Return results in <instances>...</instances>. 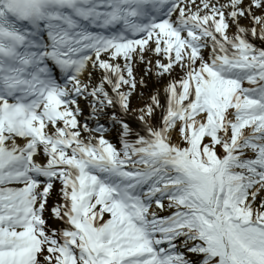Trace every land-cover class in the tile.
Instances as JSON below:
<instances>
[{
  "label": "snow or ice",
  "instance_id": "snow-or-ice-1",
  "mask_svg": "<svg viewBox=\"0 0 264 264\" xmlns=\"http://www.w3.org/2000/svg\"><path fill=\"white\" fill-rule=\"evenodd\" d=\"M249 35L264 41V0H0V264H264V48ZM148 53L146 73L181 75L166 105L131 109L141 134L125 116ZM89 97L94 127L78 120Z\"/></svg>",
  "mask_w": 264,
  "mask_h": 264
},
{
  "label": "bare ground",
  "instance_id": "bare-ground-1",
  "mask_svg": "<svg viewBox=\"0 0 264 264\" xmlns=\"http://www.w3.org/2000/svg\"><path fill=\"white\" fill-rule=\"evenodd\" d=\"M241 25L245 26V27H251V22L247 21L246 19H242L240 21ZM257 39L258 36H257ZM260 40V39H259ZM103 59H108L107 56H103L102 57ZM148 58H151L153 60V65H154V62H155V59L157 57H155L154 54L152 53H148L146 55V60L145 62H140L139 59L137 58L134 63H133V75L135 76L136 80H137V87L135 89V91L133 92V95H132V98L134 100H140L143 96V93L144 91L146 90L147 87H156L159 83L163 82L165 79H166V76L161 78V77H158L155 75V68L153 67V71L152 72H148L146 73L145 69L147 67V59ZM118 63H121L123 64V60L120 59L118 61H116ZM91 72V77L89 78L88 76V72ZM102 75H103V72L102 70L96 68V69H93L91 67V64L88 65V70L85 71V73L82 74V76L80 77L82 81L84 82H90L91 84H96L98 83L101 78H102ZM143 78L144 80V84L141 85L139 82H140V78ZM110 87L106 86V90L109 91ZM160 93V97H161V101L163 102L164 100V94L159 91ZM90 101H91V97H89L88 99H84V98H79L78 99V103H79V106L82 110V113L81 115L78 117L79 118V121L81 123V125H83L84 123H87L90 127H94L95 126V122L94 120L92 119V115H91V111H90ZM110 110V109H108ZM133 116H129L128 114L125 116V118L128 119L129 123L133 124L135 121H137L138 118L135 119V116L136 115H139V112H132L131 113ZM105 119H101L100 122H104ZM108 122V121H107ZM110 123V122H109ZM116 133H117V128L116 127H113L111 125V129L108 130L107 133H105V137L108 139V140H111V139H115L116 137Z\"/></svg>",
  "mask_w": 264,
  "mask_h": 264
},
{
  "label": "rangeland",
  "instance_id": "rangeland-1",
  "mask_svg": "<svg viewBox=\"0 0 264 264\" xmlns=\"http://www.w3.org/2000/svg\"><path fill=\"white\" fill-rule=\"evenodd\" d=\"M247 21H249V22H251L250 20H248V19H246ZM234 31V30H233ZM174 75V76H173ZM180 73H179V71L177 72V74H172V76L170 77V76H166V79L163 81V82H161V83H159L156 87H147L146 88V90L144 91V93H143V96H142V98L140 99V100H134L132 97H131V102H130V109H139V108H141V107H143L145 104H147V103H149L150 101H149V97H150V95L151 94H155V93H159V91H163V89H164V84L168 81V79H170V78H176V77H180ZM142 78V77H141ZM140 78V79H141ZM143 79V78H142ZM156 111H157V109H156ZM156 111H155V115H154V118H156ZM140 114V113H139ZM137 116H139V115H137ZM153 118V119H154ZM178 123V125H179V122H177ZM168 135H169V137H170V139L173 141V142H175V143H177V144H180V146L181 147H183V146H185L184 145V142L182 141V139H181V136H180V133H179V131L178 130H170L169 131V133H168ZM116 147H117V145H115ZM222 151H220V153H221ZM264 191V189H262L261 191H260V193H259V195H258V197L257 198H259L260 196H261V194H262V192ZM58 196V194H57V191H56V188H54L53 189V191H52V193H51V195H50V198H49V200H48V205H47V207H48V209L50 210L51 209V207L55 204V201H56V197ZM258 199H256V201H257ZM165 211H172V210H168V209H165ZM45 215H46V218H49L48 219V223H49V225L50 226H52L51 225V223H53L54 221L50 218V211H46V213H45ZM190 255V254H189ZM191 258H195V257H191Z\"/></svg>",
  "mask_w": 264,
  "mask_h": 264
},
{
  "label": "trees",
  "instance_id": "trees-1",
  "mask_svg": "<svg viewBox=\"0 0 264 264\" xmlns=\"http://www.w3.org/2000/svg\"><path fill=\"white\" fill-rule=\"evenodd\" d=\"M261 201H264V196L261 197L260 199H258V200L254 203L253 207H256L257 205H259V204L261 203Z\"/></svg>",
  "mask_w": 264,
  "mask_h": 264
}]
</instances>
